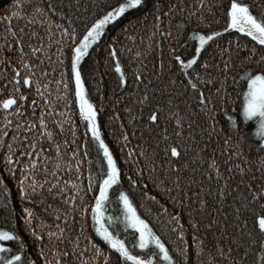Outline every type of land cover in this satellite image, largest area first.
<instances>
[{
  "label": "snow or ice",
  "instance_id": "obj_1",
  "mask_svg": "<svg viewBox=\"0 0 264 264\" xmlns=\"http://www.w3.org/2000/svg\"><path fill=\"white\" fill-rule=\"evenodd\" d=\"M0 220V264H264V0L0 8Z\"/></svg>",
  "mask_w": 264,
  "mask_h": 264
},
{
  "label": "trees",
  "instance_id": "obj_2",
  "mask_svg": "<svg viewBox=\"0 0 264 264\" xmlns=\"http://www.w3.org/2000/svg\"><path fill=\"white\" fill-rule=\"evenodd\" d=\"M9 2H10V0H0V8H6ZM251 2L259 4L260 0H251ZM220 24H223V18H221ZM218 26L219 25H214V27H218ZM225 39H227L226 36H225ZM194 43L195 42L193 41L192 42L193 47H194ZM85 67H88V65L86 64ZM103 70H104L103 64H101V71H103ZM89 79H91V78L89 77ZM114 79H115V77L113 75L111 77L105 76L104 80H103V85H104L103 93H104V98H105V104H104L105 112L103 114H101V116H100V123H101V126L103 128V135L105 137L106 142L110 145V147L113 149L116 156L119 158L120 157L119 146L115 143V140H114V137L116 135V128L113 127V131L111 133H109L108 128L105 127V124L107 122V115L109 114V112L112 108V101L109 99V93L111 91L110 86L112 83H114ZM90 97L99 107L100 106V95H99V93H97L96 91L93 90V86H91V85H90ZM77 121H78V117H77ZM120 162H121V167L125 168V166L123 165V161L121 160ZM8 183L11 184L12 181L9 180ZM123 188L130 192L135 204L138 207V211L141 213V215H144L145 214L144 209L139 207V205L141 203V198L139 196V193L133 192L127 182H124ZM112 195H113V197H115L116 195H118V192L113 193ZM118 211H119L118 206L114 200L113 203H111L108 206L107 212L111 213L113 215H116L118 213ZM19 223L20 222L18 221V225H19ZM0 226L8 227V225L3 224L2 220H0ZM129 232H131V230H129ZM20 234L25 235V233L22 229L20 231ZM93 235H94V233H93ZM121 235L124 236V233L121 232ZM25 238L27 239L26 236H25ZM128 239L130 240L131 236H129Z\"/></svg>",
  "mask_w": 264,
  "mask_h": 264
}]
</instances>
